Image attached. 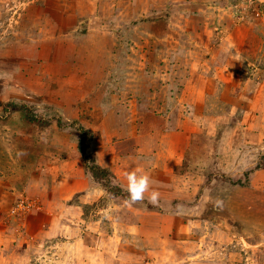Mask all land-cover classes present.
Masks as SVG:
<instances>
[{"label":"rangeland","instance_id":"374dc122","mask_svg":"<svg viewBox=\"0 0 264 264\" xmlns=\"http://www.w3.org/2000/svg\"><path fill=\"white\" fill-rule=\"evenodd\" d=\"M247 127L264 0H0V264H264Z\"/></svg>","mask_w":264,"mask_h":264},{"label":"clouds","instance_id":"9594fccd","mask_svg":"<svg viewBox=\"0 0 264 264\" xmlns=\"http://www.w3.org/2000/svg\"><path fill=\"white\" fill-rule=\"evenodd\" d=\"M129 193L128 200L125 201L129 206L133 203L142 202L145 198V193L149 192L151 180L148 175L138 176L135 171L127 175ZM159 193L156 191L151 192V196L148 200L150 204H157Z\"/></svg>","mask_w":264,"mask_h":264},{"label":"crops","instance_id":"0c3cea01","mask_svg":"<svg viewBox=\"0 0 264 264\" xmlns=\"http://www.w3.org/2000/svg\"><path fill=\"white\" fill-rule=\"evenodd\" d=\"M247 128H245V155L242 157V163H240L242 164L240 165L241 167L239 166L245 171L251 167L253 162H255L256 156L261 154V151L264 150V143L262 144V142L260 143V141L254 140L258 135L252 134V132L249 131V128L248 130Z\"/></svg>","mask_w":264,"mask_h":264}]
</instances>
